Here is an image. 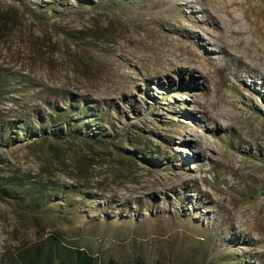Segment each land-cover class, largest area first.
<instances>
[{"label":"rangeland","instance_id":"1","mask_svg":"<svg viewBox=\"0 0 264 264\" xmlns=\"http://www.w3.org/2000/svg\"><path fill=\"white\" fill-rule=\"evenodd\" d=\"M97 1L0 0L3 176L46 184L64 219L0 200V260L56 230L105 263L264 264V60L254 77L220 53L197 4ZM176 40L217 70L156 75L151 44ZM66 121L110 145L43 138Z\"/></svg>","mask_w":264,"mask_h":264},{"label":"bare ground","instance_id":"2","mask_svg":"<svg viewBox=\"0 0 264 264\" xmlns=\"http://www.w3.org/2000/svg\"><path fill=\"white\" fill-rule=\"evenodd\" d=\"M258 2L259 0H184L183 7L188 12V15L193 17L191 6L193 4L202 6V12L208 15L211 22V31L217 34V39L213 43L218 45L220 53L223 54L225 51L228 54L235 53L238 67L247 66L246 62H249L251 65L247 66L248 72L252 73L254 77H258L256 64L264 60V53L258 46L260 41L257 38V33L264 30V5H260ZM237 12L241 13V20L236 16ZM241 21L247 25V31H241L237 28ZM168 28L170 31L173 29L172 33L180 34L175 25H171ZM245 34L250 37L249 40L242 39ZM208 36L211 35L209 34ZM186 39H189L188 34ZM151 45L155 52L153 56L159 55V49L165 48L163 57L150 58L152 62L157 63L156 75H168L169 72H172V74L185 73L186 70L193 69L197 70L199 77L204 79L208 77L209 72L202 74L205 71L203 61L206 62L208 67L217 70L214 63L203 57L201 53L193 51L188 45L181 44L178 40L168 45L164 41ZM226 61V59H223V62ZM201 148L206 149L200 146Z\"/></svg>","mask_w":264,"mask_h":264},{"label":"trees","instance_id":"3","mask_svg":"<svg viewBox=\"0 0 264 264\" xmlns=\"http://www.w3.org/2000/svg\"><path fill=\"white\" fill-rule=\"evenodd\" d=\"M102 4L101 0L97 1ZM55 121H60L61 115L55 111ZM66 121L64 128L65 133L61 130L47 134L41 131L43 138H51L56 140L88 139L91 145L108 146L110 142L106 137H98L97 135L82 133L78 129L77 124L73 127L69 126ZM68 128V129H67ZM83 130V129H82ZM83 134V135H82ZM4 160H0V200H9L15 205L20 206L22 211L33 218L59 219L58 212L49 207L50 194H48L46 184L40 182H32L28 176H18V174L3 176ZM57 217V218H56ZM40 228V227H39ZM0 264H118L113 260L106 263L90 250L86 245H79L66 239L60 231H51L45 233L43 230L37 232L34 243L28 247L22 248L14 256L1 259ZM133 264H138L137 257Z\"/></svg>","mask_w":264,"mask_h":264}]
</instances>
